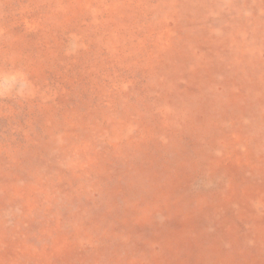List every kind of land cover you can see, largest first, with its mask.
<instances>
[{
    "label": "rangeland",
    "instance_id": "rangeland-1",
    "mask_svg": "<svg viewBox=\"0 0 264 264\" xmlns=\"http://www.w3.org/2000/svg\"><path fill=\"white\" fill-rule=\"evenodd\" d=\"M195 1L0 0V264H264V0Z\"/></svg>",
    "mask_w": 264,
    "mask_h": 264
},
{
    "label": "bare ground",
    "instance_id": "bare-ground-1",
    "mask_svg": "<svg viewBox=\"0 0 264 264\" xmlns=\"http://www.w3.org/2000/svg\"><path fill=\"white\" fill-rule=\"evenodd\" d=\"M196 1H197V0H196ZM196 1H195V2H196ZM173 7H174V6H173ZM173 7H172V9H171L172 11H175V10L178 9V8H179V9L182 8V7H179V6H177V8H173ZM205 67H206V65H202V68H200V69H204Z\"/></svg>",
    "mask_w": 264,
    "mask_h": 264
}]
</instances>
